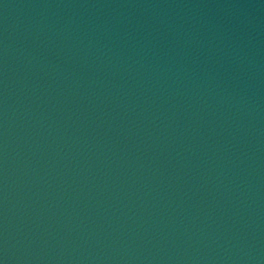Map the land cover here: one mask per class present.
I'll return each mask as SVG.
<instances>
[{"label":"water","instance_id":"95a60500","mask_svg":"<svg viewBox=\"0 0 264 264\" xmlns=\"http://www.w3.org/2000/svg\"><path fill=\"white\" fill-rule=\"evenodd\" d=\"M0 264H264L51 0H0Z\"/></svg>","mask_w":264,"mask_h":264}]
</instances>
